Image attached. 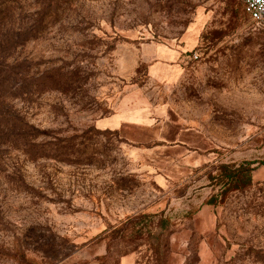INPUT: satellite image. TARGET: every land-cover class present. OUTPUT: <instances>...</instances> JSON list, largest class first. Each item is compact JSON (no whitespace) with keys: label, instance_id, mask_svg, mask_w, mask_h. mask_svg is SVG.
I'll return each instance as SVG.
<instances>
[{"label":"rangeland","instance_id":"1","mask_svg":"<svg viewBox=\"0 0 264 264\" xmlns=\"http://www.w3.org/2000/svg\"><path fill=\"white\" fill-rule=\"evenodd\" d=\"M0 111V264H264V28L242 0H0ZM72 139L81 163L31 159Z\"/></svg>","mask_w":264,"mask_h":264},{"label":"trees","instance_id":"2","mask_svg":"<svg viewBox=\"0 0 264 264\" xmlns=\"http://www.w3.org/2000/svg\"><path fill=\"white\" fill-rule=\"evenodd\" d=\"M35 31L34 36L33 37H37L39 35V28L37 29L36 27H34L33 29H31V31H29L28 33ZM71 87V84L69 85ZM16 90V89H15ZM15 95V93H14ZM13 95V96H14ZM8 113V111L6 112ZM4 116L2 115V111H0V141H1V136L6 135L9 131H11L12 128L9 127L8 123L5 124V120L2 119ZM16 125L17 126V130H13L14 134L18 137V136H24V137H29L33 140H37L39 138L42 139H48V133L45 130H40L37 127L32 126L31 128V132L28 131L26 129L27 124H23L22 126V121H19L18 119H14ZM19 121V123L17 122ZM18 123V124H17ZM16 127H14L13 129H15ZM80 138V136L78 137ZM74 139V138H73ZM72 139V141H73ZM70 141L71 143L68 145H52V143H50V145L52 146L49 151L48 147H46V150H42L43 148H36L32 151H30V155H31V159L35 162L41 160L42 158H53L55 160H59V161H67V162H71V163H81L84 160H70L68 159L67 156L68 153L66 150H71L75 145H78V143H76L75 141ZM83 143V142H82ZM80 144V143H79ZM48 146V145H47ZM64 150V151H63ZM48 151H49V155H48ZM55 154H54V152ZM52 153V154H51ZM63 155V156H62ZM66 155V156H65ZM252 164H254V162H246V163H242L240 165V167L238 168L236 173L230 174L229 178L231 179L228 183V185H231L233 183V181L237 182H241L242 186L241 187H247L250 186L252 184V175H251V171L254 170V167H252ZM236 178V179H235Z\"/></svg>","mask_w":264,"mask_h":264},{"label":"built area","instance_id":"3","mask_svg":"<svg viewBox=\"0 0 264 264\" xmlns=\"http://www.w3.org/2000/svg\"><path fill=\"white\" fill-rule=\"evenodd\" d=\"M246 12L264 28V0H242Z\"/></svg>","mask_w":264,"mask_h":264},{"label":"crops","instance_id":"4","mask_svg":"<svg viewBox=\"0 0 264 264\" xmlns=\"http://www.w3.org/2000/svg\"><path fill=\"white\" fill-rule=\"evenodd\" d=\"M253 175L255 179H258V180L264 179V167L261 168L260 170H254Z\"/></svg>","mask_w":264,"mask_h":264}]
</instances>
